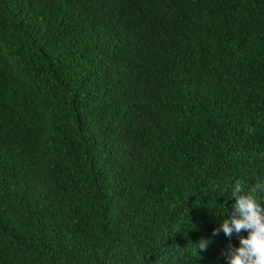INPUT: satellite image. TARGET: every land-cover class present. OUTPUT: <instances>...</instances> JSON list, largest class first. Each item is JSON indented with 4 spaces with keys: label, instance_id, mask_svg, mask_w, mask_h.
Wrapping results in <instances>:
<instances>
[{
    "label": "trees",
    "instance_id": "16d2710c",
    "mask_svg": "<svg viewBox=\"0 0 264 264\" xmlns=\"http://www.w3.org/2000/svg\"><path fill=\"white\" fill-rule=\"evenodd\" d=\"M261 178L264 0H0V264H227Z\"/></svg>",
    "mask_w": 264,
    "mask_h": 264
},
{
    "label": "clouds",
    "instance_id": "9594fccd",
    "mask_svg": "<svg viewBox=\"0 0 264 264\" xmlns=\"http://www.w3.org/2000/svg\"><path fill=\"white\" fill-rule=\"evenodd\" d=\"M229 192V198H234L232 212L213 230L214 235L222 231L226 237L235 235L238 239V245L229 246L227 264H264V199L256 195L264 192V178L248 188L237 181ZM242 230L247 234L242 235ZM196 245V249H205L208 241L201 240Z\"/></svg>",
    "mask_w": 264,
    "mask_h": 264
}]
</instances>
